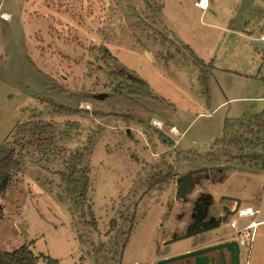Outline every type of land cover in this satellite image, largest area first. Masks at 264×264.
<instances>
[{
	"label": "rangeland",
	"instance_id": "rangeland-1",
	"mask_svg": "<svg viewBox=\"0 0 264 264\" xmlns=\"http://www.w3.org/2000/svg\"><path fill=\"white\" fill-rule=\"evenodd\" d=\"M193 1L0 0V143L16 124L55 128L44 148H16L19 169L0 194L1 251L32 242L36 264H48L40 255L106 264L110 220L134 215L120 264H156L211 242L208 232L168 244L195 229L199 200L217 206L235 190L264 220L261 163L241 169L236 151L217 143L226 123L264 109V46L251 44L264 33V0H211L203 13ZM186 47L211 63L203 82ZM127 77L151 98L130 94ZM53 104L72 113L55 115ZM89 141L94 230L70 215L64 192V163ZM160 173L168 177L149 188ZM255 234L242 264H261L264 223Z\"/></svg>",
	"mask_w": 264,
	"mask_h": 264
},
{
	"label": "trees",
	"instance_id": "trees-1",
	"mask_svg": "<svg viewBox=\"0 0 264 264\" xmlns=\"http://www.w3.org/2000/svg\"><path fill=\"white\" fill-rule=\"evenodd\" d=\"M146 3V0H143ZM191 55L194 64L200 69V82H203L202 73L206 68L211 67V63L204 66L202 61L198 60L192 52L186 47ZM133 84L130 85V94L143 98H151V94L146 88L137 80H131ZM57 111L55 115L62 116L64 114L72 113V109L64 106H56ZM55 128L53 124L43 121H29L23 124H16L10 133L11 141L5 140L0 143V194L4 193L10 186L12 174L19 169L21 155L17 151V147L25 145H33L37 148H44L48 144L50 138L54 135ZM217 143H223L229 148L236 151V157L240 160V168H245V159H248L256 167L261 163V169L264 170V109L259 113L245 114L240 119L228 122L223 128V138ZM215 143L214 145H216ZM93 147V142L81 148L76 149L71 153L64 163L65 172L67 175L64 181V192L71 203V208L67 209L70 215L73 216V211L79 214V223L84 229L94 230L96 228V220L92 214L91 206L88 204L87 192L89 188V172L90 160ZM211 154V153H208ZM206 166V165H205ZM202 168H207V167ZM168 174L158 175V178L152 177L149 181V188L162 183ZM73 208V209H72ZM134 215L130 218L128 216L121 217L119 222L110 220L109 225L114 230V235L109 241V252L113 259L116 257L117 263H121L122 255L126 247L129 235L133 229ZM79 235V234H78ZM80 242H84L81 236L78 237ZM32 242L25 243L18 249L10 252H3L0 250V264H36L37 257L33 256L29 246ZM108 251V250H107ZM40 258L48 264H57L49 256H42ZM39 259V257H38ZM109 259H105L106 264ZM111 258L109 261H112ZM109 263V262H108Z\"/></svg>",
	"mask_w": 264,
	"mask_h": 264
},
{
	"label": "water",
	"instance_id": "water-1",
	"mask_svg": "<svg viewBox=\"0 0 264 264\" xmlns=\"http://www.w3.org/2000/svg\"><path fill=\"white\" fill-rule=\"evenodd\" d=\"M259 44V43H256ZM208 170L207 168H199L194 170L193 172H204ZM187 184L184 182L181 183L180 191L181 194L187 193L188 190L186 189ZM229 199L230 197H224ZM227 214L233 215L234 212H229ZM202 216L198 215V221L195 223V229L192 230L191 228L187 229V232L183 236L173 237L168 244H171L178 240H183L186 238L194 237L199 234L205 233L213 227H206L203 229H199L198 226L200 224V218ZM220 219L218 220L217 226L219 225ZM239 249L237 244L234 241H228L221 244L213 245V246H206L196 250L184 252L178 255L170 256L164 259H161L156 262V264H216V260L223 264L226 259H228L231 264H240L238 259Z\"/></svg>",
	"mask_w": 264,
	"mask_h": 264
},
{
	"label": "flooded vegetation",
	"instance_id": "flooded-vegetation-1",
	"mask_svg": "<svg viewBox=\"0 0 264 264\" xmlns=\"http://www.w3.org/2000/svg\"><path fill=\"white\" fill-rule=\"evenodd\" d=\"M207 200L204 201H198L197 205L201 206L200 209V213L198 215H201L202 218V222H200L199 225V229H203L206 227H213L211 228V230L205 232V233H212L214 236V240L212 241V243L210 245L207 246H213V245H217V244H221L224 242H228V241H234L237 244V241L235 239L236 235H235V231L230 229L228 231H224V223H226V221H230L231 218L234 216V214L241 209V203L238 199L234 198V197H230L229 199L223 198V201H229L230 204L227 205L225 202L222 201L221 204H218L217 206L213 205V201L211 200L210 196L207 195ZM205 208V209H204ZM202 210V211H201ZM229 212H234L233 215L227 214ZM220 219L219 225L217 226L218 220ZM183 236V235H182ZM238 246V244H237ZM206 247V246H204ZM202 248V247H201ZM239 249V254H238V259H239V263H241V250L238 246ZM216 264H220L217 260H216ZM223 264H231V262L226 259V261Z\"/></svg>",
	"mask_w": 264,
	"mask_h": 264
},
{
	"label": "built area",
	"instance_id": "built-area-1",
	"mask_svg": "<svg viewBox=\"0 0 264 264\" xmlns=\"http://www.w3.org/2000/svg\"><path fill=\"white\" fill-rule=\"evenodd\" d=\"M203 0H198L195 4L200 9L204 10L206 5H202ZM259 214V209H253L251 207H246L244 209H239L228 223V227L235 231V239L240 248L246 249L249 253L250 249L255 241V232L258 226V222L255 220ZM241 221V224L239 222Z\"/></svg>",
	"mask_w": 264,
	"mask_h": 264
},
{
	"label": "crops",
	"instance_id": "crops-1",
	"mask_svg": "<svg viewBox=\"0 0 264 264\" xmlns=\"http://www.w3.org/2000/svg\"><path fill=\"white\" fill-rule=\"evenodd\" d=\"M198 2V0H194L193 1V7H195V8H198L199 10H201L202 11V13L204 12V11H207L209 8H210V3H211V0H207V3H206V8L204 9V10H202V9H200L199 7H197L195 4ZM212 13H214L213 11H212ZM214 15H215V13H214ZM253 38V41L251 42V44H254V45H260L261 47H263L264 46V43H262V41H264V33H262V34H260V35H257V36H254V37H252ZM256 43H259V44H256ZM9 190H6V194H7V192H8ZM231 196L232 197H234V198H236V199H238L239 201H240V203L242 204L243 202H244V204L243 205H245V207H250V206H248V204H250L249 202H248V199H246V198H244L243 197V193H241V192H236V190L234 191V193H232L231 194ZM260 214V213H259ZM259 224H258V226H260V224H263L264 223V220H261V221H257ZM257 226V227H258ZM211 235H213L212 233H211ZM214 236V235H213ZM212 238V241L214 240L213 238L214 237H211ZM210 238V239H211ZM212 241L211 242H209L208 244H204V245H202V246H200V248L201 247H204V246H207V245H210L211 243H212ZM253 246V245H252ZM253 247H251V249H252ZM251 249H250V251H251ZM184 253V252H183ZM250 253V252H249ZM255 253H257V259L258 258H261L259 261H260V263L262 264V262H263V260H264V249H262L261 247H257V248H255ZM256 255V254H255Z\"/></svg>",
	"mask_w": 264,
	"mask_h": 264
},
{
	"label": "bare ground",
	"instance_id": "bare-ground-1",
	"mask_svg": "<svg viewBox=\"0 0 264 264\" xmlns=\"http://www.w3.org/2000/svg\"><path fill=\"white\" fill-rule=\"evenodd\" d=\"M206 3H207L206 0H203L202 5L205 6Z\"/></svg>",
	"mask_w": 264,
	"mask_h": 264
}]
</instances>
